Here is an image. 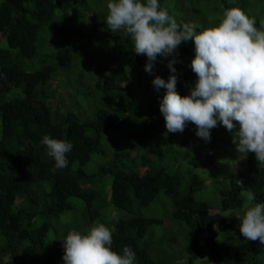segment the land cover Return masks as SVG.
Segmentation results:
<instances>
[{
  "label": "trees",
  "instance_id": "obj_1",
  "mask_svg": "<svg viewBox=\"0 0 264 264\" xmlns=\"http://www.w3.org/2000/svg\"><path fill=\"white\" fill-rule=\"evenodd\" d=\"M163 1L158 0L160 5ZM218 2L222 6L215 7L216 11L223 14L226 9L239 8L260 27L256 15L260 16L264 8L256 11L254 0ZM58 10H64L63 17L58 16ZM91 10L87 0H0V40H5L7 46H0V264H64L60 240L70 230L86 234L99 223L112 231L113 251L122 254L124 246L133 249L134 264H174L175 261L183 264H264V245L247 240L233 243L230 232L237 231L239 223L223 215L225 211L242 208L244 189L254 193L253 203H264V165L255 160L253 153L243 158L234 149L228 150L223 158L219 153L225 150L219 146L235 145L230 132L219 122L210 130L209 142L196 136L195 125L185 127L180 141L182 151H178L174 149L176 133H168L164 119L155 117L160 112L159 102L166 90H155L151 81L159 76L167 82L170 75L167 64L173 57L158 56L149 74L144 70L146 56L136 55L134 60L131 53L122 49L132 43L130 36L123 29L116 34L111 32L107 41L121 56L126 54L127 64L134 62L131 66L134 74L127 73L124 63L96 66L90 70V76L101 85L102 108L86 121L79 120L72 111L53 120V108L47 105L49 94L45 88L56 67L69 68L73 52L88 46L83 28ZM68 11L73 15H67ZM79 11L84 13L85 20H77ZM100 17L103 20L99 24L92 20L91 27L106 25V15L100 14ZM76 22L81 25L76 27ZM42 30H48L58 45L51 44L55 65L28 71L21 60L31 61L38 56ZM193 48V42L188 41L176 50L178 62L173 67L177 76L176 91L181 97L189 95L197 79L189 67L194 58ZM78 76L69 86H64L65 99L76 102L77 96L87 99L85 80L81 74ZM51 89L58 92L60 87L57 83L55 87L51 84ZM121 94L127 95V100H122ZM54 105L56 109L57 101ZM127 122L130 126L128 145L117 147L122 139L116 133ZM164 132L168 133L165 147L160 152L153 150L159 163H151L150 141ZM108 134H114L110 140ZM44 135L72 143V150L66 154L69 161L66 168L55 167L54 159L41 143ZM134 135L137 138L129 140ZM193 143L197 149V144L204 146L201 147L205 150L204 161H200V152L192 151ZM185 154L188 158L182 159ZM92 156L103 157L104 161L96 162L90 171L86 166ZM230 162L234 172L227 183L220 184L219 205L213 210L209 200L195 197L206 185V179L197 169L207 167L205 173L215 174L221 165ZM140 169L144 172L140 173ZM236 180L242 181L244 189L237 187ZM160 194L169 199L173 208L171 219L184 230L186 245L183 247L185 254L178 255L179 252L173 253L170 248L175 239L164 237L170 251L167 256H158L155 260L151 250L141 247L139 242L149 234L152 239L150 227H159L163 221L148 219L134 208L148 207ZM112 209L128 217L122 218Z\"/></svg>",
  "mask_w": 264,
  "mask_h": 264
},
{
  "label": "clouds",
  "instance_id": "obj_2",
  "mask_svg": "<svg viewBox=\"0 0 264 264\" xmlns=\"http://www.w3.org/2000/svg\"><path fill=\"white\" fill-rule=\"evenodd\" d=\"M106 9L108 30L123 29L130 36L135 54L147 58L146 72L152 73L158 56L173 57L167 64V82L159 76L151 81L155 90H166L159 111L168 133H182L191 122L196 126V136L209 142L210 130L219 122L232 133V143L243 158L253 153L264 165V30L256 26L254 18L233 7L223 12L216 26L177 23L158 0H108ZM188 41L194 45L189 67L197 79L189 95L181 97L176 91L173 65L178 62L176 50ZM41 143L57 169L68 166L66 154L73 148L71 142L44 135ZM130 153L136 156L134 151ZM235 183L244 189L242 181ZM242 195L246 202L237 216L239 232L245 240L264 245V203H253L251 190L244 189ZM60 241L64 264L135 262L130 246H124L122 254L112 250V231L103 223L92 226L86 234L70 230Z\"/></svg>",
  "mask_w": 264,
  "mask_h": 264
},
{
  "label": "rangeland",
  "instance_id": "obj_3",
  "mask_svg": "<svg viewBox=\"0 0 264 264\" xmlns=\"http://www.w3.org/2000/svg\"><path fill=\"white\" fill-rule=\"evenodd\" d=\"M89 5L92 7L93 10L90 11V13H87V17H85L84 13L79 11L76 14L77 20H87L86 26L83 28L86 34V41L88 42V46L84 50H75L72 54V63L69 68H58L56 67L54 72L52 73V79L49 82V86L45 88V91L49 94L47 105H51L53 108L52 116L53 120L56 121L61 118V116L65 115L67 112L72 111L77 114L79 120L86 121L89 118H91L92 114L98 110L99 108H102L103 104V93L101 90V85L97 83L96 78L93 79L90 76V70L95 68L99 65H117L124 63L126 64V70L127 73L132 75L134 74L131 70V66L134 65V62H130L127 64V56L126 54L124 56H121L118 53V50H116L114 47H112L111 43L107 41V39H110V33L111 31L108 30L107 25H102L100 27H91L92 20L96 21V24H99V21H102L103 18L100 17V14L107 15V9L106 4L108 0H87ZM219 0H164L161 4V7L166 9L168 11V14L171 15L177 23L182 22H195L201 24L203 27H211L216 26L220 19L222 18V13L215 10V7L218 6V8H221L222 4L218 2ZM229 1V0H228ZM255 4V10L260 11L262 7L264 8V1L263 0H254ZM85 6V5H84ZM82 7H79L81 9ZM69 9V8H68ZM263 10V9H262ZM195 12H199V14H196ZM58 16L63 17L64 10H58L57 11ZM73 15L72 12L68 11L67 15ZM260 16L256 15V18L258 19L260 23V29L264 30V10L263 12L259 13ZM95 16V17H94ZM85 17V19H84ZM92 17V18H90ZM67 22V21H66ZM81 25L80 22H76L75 26ZM201 30V29H200ZM112 32V33H117ZM54 36L49 33L48 30H42L39 34V43H38V56L31 60H21L23 67L28 71H35L41 69L44 65H55V58L53 59L54 54V45L58 46L54 42ZM95 41V42H93ZM184 42H182L183 44ZM53 47H52V45ZM0 46L2 48H7L5 40H0ZM127 53H131L135 60V52L133 50L132 43H129L127 45H124L122 47ZM13 52V51H12ZM14 53V52H13ZM85 54V56H83ZM92 59V62L90 61ZM86 61L84 65L83 62ZM85 68L84 70H82ZM137 73V72H136ZM78 74H81L85 80V85L88 88L86 91L87 93V99H83L80 96H77V102L75 100H67L65 99L64 95L66 93V89H64V86H69V82L75 77L78 76ZM138 75V74H137ZM79 77V76H78ZM77 77V78H78ZM134 79H138V76H134ZM143 82V81H142ZM56 83L58 84V87L61 89L57 92L55 90L51 89L52 87L56 86ZM77 84H74V86ZM63 86V87H62ZM154 88V87H152ZM40 90L42 87L39 88ZM61 91V92H60ZM74 92L72 93V95ZM53 97L52 100L50 98ZM122 100H127V95L121 94ZM50 100V101H49ZM54 101H57V108L54 109ZM157 120H160L163 118L161 113H157L155 115ZM191 122H188L187 126H193ZM128 127V128H127ZM130 130L129 122L122 125L119 132L116 133L118 137L122 139V142L119 143L118 147H126L128 145V138H127V132ZM112 135H107V138L110 140L113 137ZM230 136H232V133H229ZM229 135H226L229 139ZM167 136L168 133L164 132L160 136H154V140L150 141V149H152V153L150 155L151 163L158 164V155L153 152V150L159 149L158 152H160L161 148L165 147L167 143ZM184 132L182 133H176L175 137V144L174 149L178 151H182V148L180 146V141L183 139ZM137 136H131L129 140H135ZM192 138V137H191ZM218 140V139H217ZM216 140V142H217ZM219 141H222V139L219 138ZM218 144V143H217ZM113 145V144H112ZM111 145V147H112ZM197 147L194 146V143L191 147L193 152L199 153L200 152V161L202 160L204 156V146L202 144H197ZM195 147V148H194ZM220 148L223 147L225 150L224 153H219L223 158L226 157L228 150L235 149V147L231 146L228 143H225L224 146H219ZM113 148V147H112ZM200 148V149H199ZM219 150V149H218ZM213 151V150H212ZM187 152V151H186ZM110 156V155H109ZM241 156V155H240ZM188 158V155L185 154L182 156V159ZM173 158H171L172 160ZM180 159V161H182ZM231 159V158H230ZM218 160V158H217ZM104 161L103 157L99 156H92V161L86 166L87 170L92 171L93 165H96V162H102ZM221 161V160H220ZM165 161H162V164H164ZM220 166V165H219ZM198 173L201 174V176L206 179L203 189L201 191H198L196 193V199L197 200H209L213 205V210H217V206L219 205V193L218 188L221 186L222 183H227L229 180V176L232 172V163L224 164L219 167L217 172L215 174L208 172L205 173L204 170H207L206 168H199L197 169ZM204 171V173H203ZM144 170L140 169V173H143ZM109 180V179H108ZM242 195V193H241ZM246 202V197H244ZM244 205V204H243ZM243 207V206H242ZM241 209L233 210V211H225L223 212V215L227 216L229 220H234L235 223H239V220L237 219L238 215H241ZM136 213H140L143 216L147 217L148 219L151 218H157L159 220L163 221V224L159 227H150L151 235L153 234V238L150 239L149 235L145 236L144 239H142L139 242V245L141 247H146L148 250H151L152 256L155 260H158V256L163 258L164 256L168 255V251H170V248L172 249V252L174 251L179 252V254L184 253L183 247L186 245V238H185V232L182 229L181 226L176 224L172 221L171 216L173 212V208L171 206V203L169 199H167L164 195L160 194L158 197L146 208H142L140 210L135 209ZM112 212L115 214H118V216H121L122 218H127L128 215L124 212H117L114 209H112ZM163 237V238H162ZM174 238L175 244H172V247L170 248L166 246L165 238ZM224 237V235H222ZM230 237L233 243L237 241H245V238L241 236L239 232V228L235 232H230ZM231 242L232 246L233 243ZM167 264V263H166ZM174 264H183L181 262H176Z\"/></svg>",
  "mask_w": 264,
  "mask_h": 264
}]
</instances>
